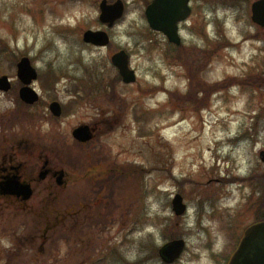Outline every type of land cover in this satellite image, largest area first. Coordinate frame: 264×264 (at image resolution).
Here are the masks:
<instances>
[{
	"label": "rangeland",
	"instance_id": "1",
	"mask_svg": "<svg viewBox=\"0 0 264 264\" xmlns=\"http://www.w3.org/2000/svg\"><path fill=\"white\" fill-rule=\"evenodd\" d=\"M102 1L0 0V77L13 87L0 92V154L30 164L47 148L72 175L56 213L38 220L35 247L29 226L0 219V264H166L160 249L174 240L186 242L174 264H227L242 231L264 220L258 0H192L181 46L150 28L152 0H122L125 15L111 29L99 21ZM88 30L108 33L110 47L85 44ZM120 50L135 84L112 64ZM22 58L38 73L34 106L19 96ZM54 101L61 118L50 111ZM92 124L90 144L73 138ZM178 194L187 206L180 217Z\"/></svg>",
	"mask_w": 264,
	"mask_h": 264
},
{
	"label": "water",
	"instance_id": "2",
	"mask_svg": "<svg viewBox=\"0 0 264 264\" xmlns=\"http://www.w3.org/2000/svg\"><path fill=\"white\" fill-rule=\"evenodd\" d=\"M190 0H154L146 11L147 18L151 27L158 31H163L169 38L170 42L180 44L178 36V22L185 20L190 14ZM101 21L109 24L110 27L115 22L122 19L125 13V5L119 0L114 5H108L105 1L101 5ZM253 21L264 28V0L256 1L252 5ZM84 41L100 46H107L109 38L106 33L89 31L84 35ZM113 64L118 68L124 83L132 84L137 80L136 73L130 68V57L125 51L116 54L112 59ZM37 72L32 67L28 58H23L18 65V77L24 83L25 87L20 91L21 99L30 105L38 101L37 93L30 88V85L37 79ZM11 89V83L8 77L0 78V90L8 92ZM56 117L62 115V107L55 102L50 107ZM74 138L79 142H89L93 136L90 129L82 126L74 131ZM264 162V152L260 154ZM64 172L60 173L59 181L62 180ZM26 188V187H25ZM27 187L26 192L29 191ZM31 189V188H30ZM186 206L180 195H177L173 201V210L177 216H182L186 212ZM185 248L183 240L173 241L160 250L162 259L167 263H173L180 258ZM247 253V258L246 257ZM244 259V261H242ZM230 264H264V223L252 227L247 233L240 245L239 250L235 253Z\"/></svg>",
	"mask_w": 264,
	"mask_h": 264
},
{
	"label": "flooded vegetation",
	"instance_id": "3",
	"mask_svg": "<svg viewBox=\"0 0 264 264\" xmlns=\"http://www.w3.org/2000/svg\"><path fill=\"white\" fill-rule=\"evenodd\" d=\"M191 9L192 14V6ZM91 46L100 49L109 48ZM90 126L94 138H97V125L92 124ZM42 149L41 153L30 161V164L19 162L18 157H13L8 153L0 154V219L5 217L15 228L23 227L24 224L29 226L31 228L29 235L31 247H35L40 242L38 220L41 216H53L57 211L56 200L58 194L67 192L69 187L72 186V175L67 168L57 162L52 150ZM112 168L111 172L114 173L116 179V165ZM61 172H64V174L62 180L59 181ZM91 175L92 173L89 172L86 178L88 179ZM14 183H18L20 186H15ZM93 185L98 186V182L93 183ZM24 186H30L31 188V194H27L29 198H26L22 191ZM22 218L28 222L24 223ZM19 221H23V223H19ZM14 222L19 223V225H15ZM13 236L15 246L22 248L23 241L19 239L18 234L13 233ZM245 258H247V253Z\"/></svg>",
	"mask_w": 264,
	"mask_h": 264
},
{
	"label": "bare ground",
	"instance_id": "4",
	"mask_svg": "<svg viewBox=\"0 0 264 264\" xmlns=\"http://www.w3.org/2000/svg\"><path fill=\"white\" fill-rule=\"evenodd\" d=\"M29 12V11H27ZM166 127L169 129V131L172 129V124H167ZM195 142V140H192ZM191 141V143H192ZM210 151V150H209ZM243 179V178H242ZM242 179L240 178V180L242 181ZM220 182V181H219ZM15 186H20L18 183H14ZM22 187V186H21ZM237 193H239V190L237 191ZM231 197H235V193H232L231 194Z\"/></svg>",
	"mask_w": 264,
	"mask_h": 264
}]
</instances>
